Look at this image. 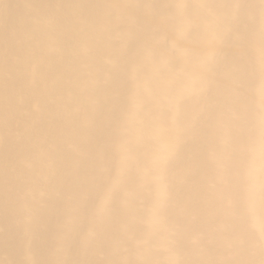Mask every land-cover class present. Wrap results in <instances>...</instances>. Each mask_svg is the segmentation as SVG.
I'll use <instances>...</instances> for the list:
<instances>
[{"label":"bare ground","instance_id":"6f19581e","mask_svg":"<svg viewBox=\"0 0 264 264\" xmlns=\"http://www.w3.org/2000/svg\"><path fill=\"white\" fill-rule=\"evenodd\" d=\"M264 0H0V264H264Z\"/></svg>","mask_w":264,"mask_h":264},{"label":"rangeland","instance_id":"374dc122","mask_svg":"<svg viewBox=\"0 0 264 264\" xmlns=\"http://www.w3.org/2000/svg\"><path fill=\"white\" fill-rule=\"evenodd\" d=\"M264 139V138H263Z\"/></svg>","mask_w":264,"mask_h":264}]
</instances>
